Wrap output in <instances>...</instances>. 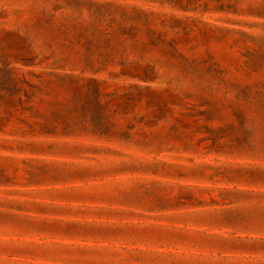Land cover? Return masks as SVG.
I'll use <instances>...</instances> for the list:
<instances>
[{"label":"rangeland","instance_id":"obj_1","mask_svg":"<svg viewBox=\"0 0 264 264\" xmlns=\"http://www.w3.org/2000/svg\"><path fill=\"white\" fill-rule=\"evenodd\" d=\"M0 264H264V0H0Z\"/></svg>","mask_w":264,"mask_h":264}]
</instances>
